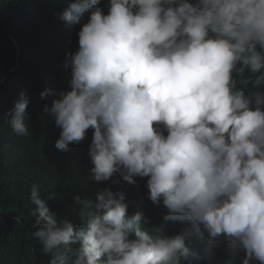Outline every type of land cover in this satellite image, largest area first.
Wrapping results in <instances>:
<instances>
[{"label": "clouds", "instance_id": "1", "mask_svg": "<svg viewBox=\"0 0 264 264\" xmlns=\"http://www.w3.org/2000/svg\"><path fill=\"white\" fill-rule=\"evenodd\" d=\"M63 1L59 19L77 25L79 47L66 55L70 90L43 109L60 129L55 148L91 129L87 179L147 178V198L167 214L146 227L123 191L105 187L72 197L74 223L33 185L32 236L49 264H187L186 241L205 236L206 252L225 243L242 264H264V90L246 91L253 77L264 84V0ZM28 103L21 93L7 121L18 136L29 134ZM169 222L191 227L167 236Z\"/></svg>", "mask_w": 264, "mask_h": 264}, {"label": "trees", "instance_id": "2", "mask_svg": "<svg viewBox=\"0 0 264 264\" xmlns=\"http://www.w3.org/2000/svg\"><path fill=\"white\" fill-rule=\"evenodd\" d=\"M63 4V0H0V264H49L51 257L43 254L42 245L32 236L37 230L31 226L33 185L51 212L74 223L78 208L72 210V197L79 194L94 200L95 188L105 187L123 191L130 204L128 214L142 212L150 221L146 227L160 225L167 214L147 198V178H137L134 185L118 176L113 177L119 180L117 185L111 181L94 185L87 179L91 129L82 143L69 145L67 152L55 148L60 129L43 109L60 91L70 90L66 55L79 47L77 25L59 19ZM250 75L245 72V78ZM254 80L246 85L248 94L264 90V84L254 87ZM49 89L54 95L42 99L40 94ZM21 93L29 100L27 136L16 135L7 122ZM50 194L58 195L48 200ZM190 227L169 222L165 234L174 236ZM207 245L206 236L186 241L191 253L187 264H242L243 252L233 256L227 244L214 243L209 253Z\"/></svg>", "mask_w": 264, "mask_h": 264}]
</instances>
